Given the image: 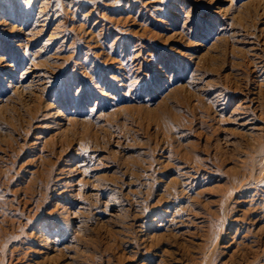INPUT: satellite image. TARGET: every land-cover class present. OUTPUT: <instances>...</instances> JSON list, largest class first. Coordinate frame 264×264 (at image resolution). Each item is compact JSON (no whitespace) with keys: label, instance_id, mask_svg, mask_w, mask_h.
<instances>
[{"label":"rangeland","instance_id":"374dc122","mask_svg":"<svg viewBox=\"0 0 264 264\" xmlns=\"http://www.w3.org/2000/svg\"><path fill=\"white\" fill-rule=\"evenodd\" d=\"M262 170L264 0H0V264H264Z\"/></svg>","mask_w":264,"mask_h":264},{"label":"bare ground","instance_id":"6f19581e","mask_svg":"<svg viewBox=\"0 0 264 264\" xmlns=\"http://www.w3.org/2000/svg\"><path fill=\"white\" fill-rule=\"evenodd\" d=\"M5 7H6V8H9L8 5H5ZM40 7L43 8V9H45V6H44L43 4H41ZM40 10H41V9H40ZM10 15H12V14H10ZM25 19H26V18H25ZM25 19H24L23 21H26ZM3 53H4V52H3ZM262 172H264V170H262ZM255 181H259V180H255ZM250 183H251V182H250ZM253 183H256V182H253ZM248 184H249V183H248ZM238 187H239V186H238ZM238 187H237V188H238ZM237 188H236V189H237ZM233 191H234V190H233ZM232 194H233V193H232ZM10 254H11V253H10Z\"/></svg>","mask_w":264,"mask_h":264}]
</instances>
